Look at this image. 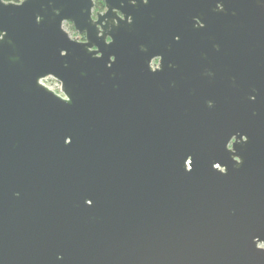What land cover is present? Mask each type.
Listing matches in <instances>:
<instances>
[{
  "label": "water",
  "instance_id": "95a60500",
  "mask_svg": "<svg viewBox=\"0 0 264 264\" xmlns=\"http://www.w3.org/2000/svg\"><path fill=\"white\" fill-rule=\"evenodd\" d=\"M102 1L0 4V264H264V0Z\"/></svg>",
  "mask_w": 264,
  "mask_h": 264
},
{
  "label": "snow or ice",
  "instance_id": "6c2138e0",
  "mask_svg": "<svg viewBox=\"0 0 264 264\" xmlns=\"http://www.w3.org/2000/svg\"><path fill=\"white\" fill-rule=\"evenodd\" d=\"M24 3H25V0H23L22 3H17L16 0H0V4H3V5L15 4V5H17V6H20V5H23ZM3 38H4V33H3V32H0V41H2ZM176 39L179 40L180 37L177 36ZM108 43H109V44H112V43H113V39L109 38ZM94 51H99V50H98V49H94ZM157 57L159 58L160 55L157 54ZM112 60L115 61V60H116V57L113 56V57H112ZM159 62H160V60L157 59L156 63H159ZM41 83H43V81H41ZM64 99L67 100L68 97H67V96H64ZM244 140H245V141L248 140V137H247L246 135L244 136ZM70 143H71V142H70ZM234 144H235V141H233L232 144H229V149H232V148L234 147ZM186 164H187V169H188L189 171H192L193 168H194V160H193V158H192V157H188V159H187V161H186ZM215 168H216L217 170H219L220 172L223 171V170L221 169V166H220L219 164H216V165H215ZM88 202H89L90 205L93 203L92 200H88ZM260 249H261V250H264V245H261V246H260Z\"/></svg>",
  "mask_w": 264,
  "mask_h": 264
},
{
  "label": "trees",
  "instance_id": "16d2710c",
  "mask_svg": "<svg viewBox=\"0 0 264 264\" xmlns=\"http://www.w3.org/2000/svg\"><path fill=\"white\" fill-rule=\"evenodd\" d=\"M105 10V4L102 0H95V9L94 13L97 14L99 12H103ZM66 28L68 29L69 32L75 37H78L79 34L75 32L74 27L71 24H66ZM81 36V35H80ZM82 39L84 40V36H81Z\"/></svg>",
  "mask_w": 264,
  "mask_h": 264
},
{
  "label": "built area",
  "instance_id": "2783aa9c",
  "mask_svg": "<svg viewBox=\"0 0 264 264\" xmlns=\"http://www.w3.org/2000/svg\"><path fill=\"white\" fill-rule=\"evenodd\" d=\"M43 84L47 85L48 87H50L52 90H54L57 94H59L60 96L64 97L63 93H62V87L61 84L58 83L56 80H54L53 78H47L45 80H43Z\"/></svg>",
  "mask_w": 264,
  "mask_h": 264
},
{
  "label": "flooded vegetation",
  "instance_id": "af4514ba",
  "mask_svg": "<svg viewBox=\"0 0 264 264\" xmlns=\"http://www.w3.org/2000/svg\"><path fill=\"white\" fill-rule=\"evenodd\" d=\"M105 4V3H104ZM105 11V10H104ZM82 36V35H81ZM80 35L78 36V38L81 40L82 37ZM157 59L153 62V67L156 68L158 66L159 63H156Z\"/></svg>",
  "mask_w": 264,
  "mask_h": 264
},
{
  "label": "clouds",
  "instance_id": "9594fccd",
  "mask_svg": "<svg viewBox=\"0 0 264 264\" xmlns=\"http://www.w3.org/2000/svg\"><path fill=\"white\" fill-rule=\"evenodd\" d=\"M16 2H17V3H22V2H23V0H16Z\"/></svg>",
  "mask_w": 264,
  "mask_h": 264
},
{
  "label": "bare ground",
  "instance_id": "6f19581e",
  "mask_svg": "<svg viewBox=\"0 0 264 264\" xmlns=\"http://www.w3.org/2000/svg\"><path fill=\"white\" fill-rule=\"evenodd\" d=\"M55 80V79H54ZM58 82V81H57ZM59 83V82H58ZM43 84V83H42ZM43 85H45V84H43ZM45 86H47V85H45ZM48 87V86H47ZM62 87V86H61ZM50 88V87H49ZM51 89V88H50ZM62 93H63V91H62ZM59 95V94H58ZM63 95H64V93H63ZM65 96V95H64Z\"/></svg>",
  "mask_w": 264,
  "mask_h": 264
}]
</instances>
